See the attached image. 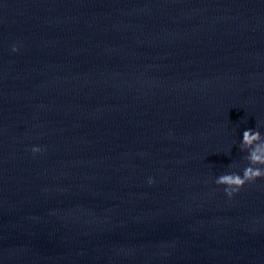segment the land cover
<instances>
[{"label":"clouds","instance_id":"1","mask_svg":"<svg viewBox=\"0 0 264 264\" xmlns=\"http://www.w3.org/2000/svg\"><path fill=\"white\" fill-rule=\"evenodd\" d=\"M13 47V51H17ZM242 150H247L246 157L248 166L243 169V173H228L222 174L216 178L217 185L224 186L225 193L231 198L235 193L239 192L241 188L247 183H253L259 178H264V136L256 129H248L243 132V139L241 141ZM33 153L40 152L39 147L32 149ZM152 182L151 180L149 181Z\"/></svg>","mask_w":264,"mask_h":264}]
</instances>
